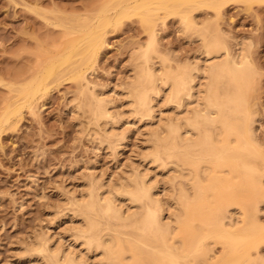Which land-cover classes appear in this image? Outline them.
<instances>
[{
    "label": "bare ground",
    "instance_id": "obj_1",
    "mask_svg": "<svg viewBox=\"0 0 264 264\" xmlns=\"http://www.w3.org/2000/svg\"><path fill=\"white\" fill-rule=\"evenodd\" d=\"M229 1L106 0L95 20L76 17L64 50L20 88L19 95L32 106L47 90L49 78L73 66L74 78L90 92L82 105L99 127L89 135L95 148L107 147L118 156L129 128L138 122L147 128L141 131L146 144L139 151L141 165L135 162L114 177L90 170L82 188L62 204L67 211L60 205L54 212L55 219H74L67 244L55 242L47 230L25 243L23 255L34 264H264L259 221L264 214V145L257 138L256 101L251 103L259 69L251 60V43L236 40L233 54L226 32L220 27L222 33L208 35L213 30L194 15L205 7L220 16ZM161 12L179 15L181 25L191 30L199 23L204 51L192 61L161 57L156 50V21L165 18ZM131 15L140 17L150 40L139 51L141 63L114 86L113 96L91 86L88 75L107 45L108 28ZM20 109L8 106L4 120ZM213 243L222 245L220 254Z\"/></svg>",
    "mask_w": 264,
    "mask_h": 264
},
{
    "label": "rangeland",
    "instance_id": "obj_2",
    "mask_svg": "<svg viewBox=\"0 0 264 264\" xmlns=\"http://www.w3.org/2000/svg\"><path fill=\"white\" fill-rule=\"evenodd\" d=\"M105 1L0 0V264L36 263L23 255V249L39 230H47L55 242L68 243V229L74 225V219H55L54 212L67 197L82 188L84 176L90 170L114 177L120 169L130 168L135 162L141 165L139 151L146 147L141 142V131L147 129L144 122L128 129L118 156L107 147L108 150L95 148L89 135L99 127L92 125L91 111L82 105L90 92L83 80L74 78L73 66L62 68L59 74L49 78L47 90L36 96L32 106L18 93L49 58L64 50L68 28L77 24L76 17L85 15L94 19ZM220 12L219 16L214 9L203 7L194 11V15L199 23L203 22L202 27L207 24L205 27L213 30L208 35L215 32L219 35L221 31H217L221 27L226 32L224 36L228 35L224 42L233 54L237 51L236 40L251 43V60L260 73L256 74L258 81L251 103L256 101L257 138L264 145V1L248 4L232 0ZM161 15L165 16L164 12ZM179 21V15H168L164 21L157 20L155 27L156 50L161 57L172 55L173 63L192 61L204 51L199 37V33L201 36L204 33L199 28L201 25L196 21V30L200 29L197 32ZM106 38L107 45L99 52L94 72L88 78L91 86L115 96L114 86L123 84L131 75V68L141 63L139 55L149 43L150 33L139 16L131 15L109 27ZM158 59L161 60L155 61ZM17 104L20 111L5 121L7 107ZM61 207L62 212L67 211L64 205ZM259 219L264 235V214L260 213ZM213 248L217 254L222 251L221 244ZM260 249L264 255V241Z\"/></svg>",
    "mask_w": 264,
    "mask_h": 264
}]
</instances>
